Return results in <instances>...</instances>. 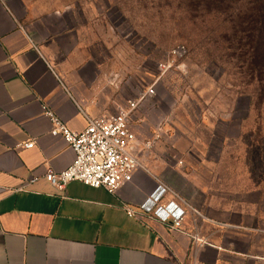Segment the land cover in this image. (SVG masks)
Masks as SVG:
<instances>
[{
    "label": "crops",
    "instance_id": "obj_1",
    "mask_svg": "<svg viewBox=\"0 0 264 264\" xmlns=\"http://www.w3.org/2000/svg\"><path fill=\"white\" fill-rule=\"evenodd\" d=\"M124 81L122 70L93 50L74 13L44 11L38 0H0V264H258L261 141L252 142L243 126L237 159L229 112L201 111L194 132L188 112L140 101L146 88L139 91L137 75L134 90ZM137 101L130 129L141 168L129 184L109 194L71 182L60 193L45 182L46 170L63 171L74 154L50 135L44 109L80 133L86 118ZM30 141L34 147L23 149ZM30 177L38 180L17 191ZM158 186L166 189L161 204L185 211L178 228L126 215Z\"/></svg>",
    "mask_w": 264,
    "mask_h": 264
},
{
    "label": "rangeland",
    "instance_id": "obj_2",
    "mask_svg": "<svg viewBox=\"0 0 264 264\" xmlns=\"http://www.w3.org/2000/svg\"><path fill=\"white\" fill-rule=\"evenodd\" d=\"M246 4L247 0H226L222 5L215 0H38L44 11L74 13L76 23L90 33L93 50L122 70L128 89L136 88L130 79L137 75L139 91L152 88L156 108L193 116L194 132L201 111L229 112L235 121L232 132L240 141L235 152L240 160L243 126L251 141L260 140L264 149V82L251 73L245 23L236 16ZM177 45L186 48L185 59L178 69L160 73L159 65ZM246 112L250 117L243 125Z\"/></svg>",
    "mask_w": 264,
    "mask_h": 264
},
{
    "label": "built area",
    "instance_id": "obj_3",
    "mask_svg": "<svg viewBox=\"0 0 264 264\" xmlns=\"http://www.w3.org/2000/svg\"><path fill=\"white\" fill-rule=\"evenodd\" d=\"M186 55L187 50L183 45L173 47L168 51L165 62L159 65V72L165 73L174 67L178 69ZM151 96L153 90L148 87L139 100ZM138 101L129 103L127 110H119L113 115L86 118V127L80 133L71 132L51 111L44 109V116L51 124L50 135L61 137L74 154L73 162L63 171L57 173L46 170L43 175L45 182L60 193L71 182H79L93 189H103L109 194H114L129 184L134 172L141 168L136 157V138L130 129V115L136 109ZM33 147V141L22 146L25 150ZM37 180L36 177H30L17 191H23ZM165 193L166 189L158 186L137 209L127 208L126 215L129 218L151 215L160 223H171L172 228H178L185 211L175 202L161 204ZM257 262L264 264V258Z\"/></svg>",
    "mask_w": 264,
    "mask_h": 264
},
{
    "label": "trees",
    "instance_id": "obj_4",
    "mask_svg": "<svg viewBox=\"0 0 264 264\" xmlns=\"http://www.w3.org/2000/svg\"><path fill=\"white\" fill-rule=\"evenodd\" d=\"M215 2L222 5L226 0ZM236 16L245 23L243 31L245 46L250 55L251 73H256L259 81L264 82V0H247L246 7L238 11ZM261 98L264 99V87L261 90Z\"/></svg>",
    "mask_w": 264,
    "mask_h": 264
}]
</instances>
